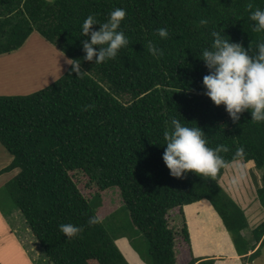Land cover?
I'll list each match as a JSON object with an SVG mask.
<instances>
[{
    "label": "trees",
    "instance_id": "16d2710c",
    "mask_svg": "<svg viewBox=\"0 0 264 264\" xmlns=\"http://www.w3.org/2000/svg\"><path fill=\"white\" fill-rule=\"evenodd\" d=\"M249 2L264 8V0H0V55L19 50L37 32L80 60L79 75L70 65L45 89L0 96V143L13 158L0 175L19 169L5 189L51 264H130L116 243L129 237L118 235L113 214L99 219V194L86 198L70 174L74 171L86 174L98 191L119 189L128 222L148 243L143 257L129 239L146 264H176V233L166 216L204 200L218 213L241 260L253 264L264 222L246 236L244 210L220 182L227 180L229 164H252L262 171L256 193L264 207V121L251 120L246 110L234 122L223 104L215 105L204 94L202 77L209 70L200 59L213 30L246 48L264 40V32L253 30ZM116 7L126 9L120 27L128 45L105 62L84 60L81 41L89 37L82 35L83 20L94 14L103 22ZM160 27L168 29L166 38L156 31ZM149 40L162 55L148 51ZM172 117L200 126L209 146L228 147L214 176L170 174L162 152ZM241 146L244 152L237 154ZM90 216L98 222L89 225ZM61 223L83 225V231L68 238ZM181 234L190 244L186 224ZM218 260L224 257L192 255L188 264Z\"/></svg>",
    "mask_w": 264,
    "mask_h": 264
},
{
    "label": "rangeland",
    "instance_id": "374dc122",
    "mask_svg": "<svg viewBox=\"0 0 264 264\" xmlns=\"http://www.w3.org/2000/svg\"><path fill=\"white\" fill-rule=\"evenodd\" d=\"M68 59L70 58L63 54L58 47L49 43L39 33H32L19 50L0 55V96L29 95L49 87L68 71L71 65L67 62ZM10 156L8 151L0 143V171L2 168L8 166L7 164L12 159V156L11 159ZM235 167L238 169L242 168L246 173L244 180L246 187H241L242 190L238 187L231 188L229 195L241 208L243 206L241 205L242 199L247 198L250 200L246 212L244 211L249 225L248 229L244 231V234L252 237V231L264 222V207L260 203L256 193L258 187L256 182H259L262 172L258 171L252 164L237 161L225 168L226 171L224 172H227L225 178L228 172L230 173V170ZM237 168L235 170L241 175ZM18 173L19 169H14L11 173L6 172L0 175V214L6 216L4 218L11 232L8 235L4 232L0 235V264H51L39 242L26 225L22 214L15 206L10 194L5 189L6 183L17 176ZM70 174L86 198L92 199L93 194H99L101 198V205L97 210L99 219L104 221V219H107L113 214V218L119 229L118 235H127L134 244H132L135 247L134 249L136 251L140 250L138 253L143 257H147L149 254L148 243L138 231H134L136 229L128 222L127 211L124 207L122 208L123 205L119 189L114 188L101 192L98 191L96 186L90 185V179L86 174L81 172L77 173V171L71 172ZM220 184L222 186L223 182H220ZM225 189L228 190L229 188L226 187ZM235 191L239 195L235 194ZM191 206L194 209L202 210L201 213L204 212L203 214L206 211L209 212L210 227L212 231L216 232L214 230L215 228L217 232L215 239L209 233L204 235L205 230L202 227L203 220H200V212L197 213V216L192 211L193 207H190L187 211L179 208L170 210L166 216V220L168 226L176 233L175 252L178 253V263L185 264V260L188 261L192 257L191 240L190 244L187 243L181 234L184 224L187 225L188 230L189 227L192 230L193 241L197 251L202 250L206 246L209 248L214 247L213 240H215L216 246L228 247L224 251L226 254L223 256L224 260L227 259L229 262L233 261L235 258L232 259L233 256H230L234 254L230 241L225 231L222 230V226L213 224L215 221L212 219L214 214L207 203L204 201ZM242 210L244 209L242 208ZM129 239L124 241L119 240L117 245L120 248L124 247V245L127 246L130 244ZM262 242V245L259 246L260 253L253 260V264H264V238ZM238 257L239 260L235 261V264H250L248 261L243 262L240 256Z\"/></svg>",
    "mask_w": 264,
    "mask_h": 264
},
{
    "label": "clouds",
    "instance_id": "9594fccd",
    "mask_svg": "<svg viewBox=\"0 0 264 264\" xmlns=\"http://www.w3.org/2000/svg\"><path fill=\"white\" fill-rule=\"evenodd\" d=\"M247 7L253 9L249 13L254 21L253 30L264 32V8H253L251 2ZM125 16L126 9L122 7L112 9L103 22L97 20L94 14L86 16L81 27L82 35L89 37L81 41L84 60L94 61L96 64L105 62L116 57L119 49L128 45V37L120 27ZM200 23L206 24L207 21L202 19ZM93 25H99V28L94 29ZM156 31L161 38L168 36L166 27H160ZM211 36V45L203 48L200 56L209 70L202 77L204 94L215 105L223 104L234 122L246 110L250 111L251 120L264 121V40H259L254 47L249 44L246 48L241 42L225 38L227 35L223 30H213ZM147 49L153 55L163 54L151 40L147 41ZM67 62L77 75L81 73L80 60L68 59ZM170 124L171 130L163 132L165 147L162 152L163 162L170 174L182 177L191 171L201 176H214L224 164L221 153L227 152L228 147L224 144L209 146L204 130L198 125L189 126L176 117L171 118ZM236 152L243 153V146L237 148ZM244 176L246 177L245 172ZM256 184H260V180ZM97 222L96 216H90L87 221L89 225ZM58 227L68 238L78 236L83 231V225L73 223H61Z\"/></svg>",
    "mask_w": 264,
    "mask_h": 264
},
{
    "label": "crops",
    "instance_id": "0c3cea01",
    "mask_svg": "<svg viewBox=\"0 0 264 264\" xmlns=\"http://www.w3.org/2000/svg\"><path fill=\"white\" fill-rule=\"evenodd\" d=\"M10 159H11V156H10ZM13 159V158H12ZM12 159H11V161H12ZM10 161V160H9ZM11 161L7 164V165H9L10 163H11ZM235 168H237V167H235ZM235 168L234 169H232V170H230V173L228 172V178H227V180L226 181H224V183H223V185H224V187L226 188V187H228L229 189V191H231V188H236V187H238V188H241V187H246V185L244 184V180H245V176H244V171L242 170V168L241 169H238L239 170V173H241V178H236V179H234V177L235 176H239V174H238V171L237 170H235ZM4 168H2L1 170H3ZM226 171V170H225ZM9 173H11V172H9ZM240 183V184H239ZM257 183V182H256ZM245 185V186H244ZM248 185V184H247ZM227 190V191H228ZM240 190H242V188L240 189ZM232 193V192H231ZM233 194V193H232ZM235 194H237V195H239L238 194V192L237 191H235ZM209 206L208 207H210V209H211V211H212V213L214 214V217L217 219H215L214 217H212V219L213 220H215L214 221V223L213 224H219V225H221L222 226V230H224L225 231V233H226V235H227V238H228V240L230 241V245H231V247H232V249H233V255H230L231 257L233 256V258L232 259H234L233 261H230L229 262V260H218V261H216V263L215 264H235V261H237V260H239V257H238V254L236 253V250H235V247H234V245H233V242H232V240H231V237H230V235H229V233L227 232V230H226V228H225V226H224V224H223V222H222V220H221V218L219 217V215H218V213L214 210V208L212 207V205L207 201V200H204ZM249 199H247V198H245V199H242L241 200V205H243L242 206V208L244 209V211L246 212V208H247V206H248V204H249ZM199 202H197V203H194V204H191V205H195V204H198ZM202 204H205V203H202ZM191 205H187V206H184L183 207V209L185 210V211H187L190 207H193V206H191ZM196 215H197V213L198 212H200L199 214H200V220H203V222H202V227L204 228V230H205V234L204 235H206L207 233H209L211 236H213V239H215V236H216V232H217V230L214 228V230L216 231V232H214V231H212V228L210 227V222H209V218H208V215H210V214H208L209 212H205V214H203V213H201V211L202 210H198V209H194V207H193V210H192ZM198 216V215H197ZM204 223V224H203ZM189 231H190V240H191V244H192V255L194 256V257H197V258H199V257H209V256H224V255H226L225 254V249L226 248H228L227 246H216V241L215 240H213V242H214V247H212V248H209L208 246H206V247H204V248H202V250H200V251H197L196 249H195V244H194V241H193V234H192V230H190V227H189ZM6 233L7 235L8 234H11V232L9 231V227H8V225L6 224V220H5V218H4V216H2L1 214H0V235L2 234V233ZM203 234V233H202ZM119 240H128L126 237H123V238H120V239H118L117 241H116V243L119 241ZM121 249H122V251H123V253H124V255H125V257H126V259L128 260V262L130 263V264H146L145 262H143L142 260H141V258H140V256L138 255V253L137 252H135V250L130 246V244L129 245H127V246H125L124 245V247H121ZM226 252H227V250H226ZM129 253L136 259V262H131L130 260H129ZM175 254H176V264H179L178 263V253L177 252H175ZM191 259V258H190ZM190 259L187 261V260H185V264H188L189 263V261H190ZM24 264H26V263H24Z\"/></svg>",
    "mask_w": 264,
    "mask_h": 264
},
{
    "label": "bare ground",
    "instance_id": "6f19581e",
    "mask_svg": "<svg viewBox=\"0 0 264 264\" xmlns=\"http://www.w3.org/2000/svg\"><path fill=\"white\" fill-rule=\"evenodd\" d=\"M201 202H204V201H201ZM208 205V204H207ZM209 206V205H208Z\"/></svg>",
    "mask_w": 264,
    "mask_h": 264
}]
</instances>
